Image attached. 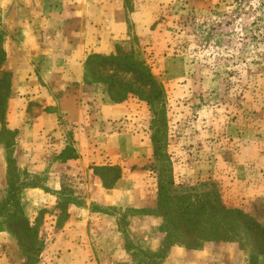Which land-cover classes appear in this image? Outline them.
<instances>
[{
  "label": "rangeland",
  "instance_id": "rangeland-1",
  "mask_svg": "<svg viewBox=\"0 0 264 264\" xmlns=\"http://www.w3.org/2000/svg\"><path fill=\"white\" fill-rule=\"evenodd\" d=\"M19 2L0 0V121L5 127L8 101L14 97L6 49L16 38L13 26L26 14ZM150 2L145 12L151 24L132 23L127 42L117 45L142 62L160 88L151 104L146 102L148 86L142 97L129 93L124 99L136 112L131 116L139 118L149 138L154 133L158 145L154 152L151 142L150 158L139 163L145 177L136 191L144 195L145 206L136 213L144 222L130 225L127 217L135 210L126 208L118 218L129 232L89 239L105 248L155 244L146 238L155 228L157 264L172 244L201 250L203 258L214 255L218 264H264V0ZM100 62H95V72L97 66L104 77L118 74L132 81L127 70L110 62L99 67ZM87 78L91 82L92 76ZM93 82L106 91L104 82ZM9 130L0 136V147L10 155L0 174V264H55L56 248L49 249L57 237L51 228L53 208L43 207L33 221L26 217L21 189L26 180L40 182L42 176L21 169L11 158L15 132ZM92 172L110 184L121 169ZM58 207L62 224L66 204ZM235 209L247 219L231 211ZM108 252L99 248L96 261L88 264H106L100 259ZM134 254L133 264H147V251Z\"/></svg>",
  "mask_w": 264,
  "mask_h": 264
},
{
  "label": "crops",
  "instance_id": "crops-1",
  "mask_svg": "<svg viewBox=\"0 0 264 264\" xmlns=\"http://www.w3.org/2000/svg\"><path fill=\"white\" fill-rule=\"evenodd\" d=\"M18 1L26 14L13 26L16 38L6 49L14 97L4 119L15 132L11 158L21 169L42 176L40 182L26 180L21 189L26 217L33 221L43 207L53 208L51 228L57 237L49 249L56 248L55 264H88L99 248L109 251L101 263L133 264L134 251H147V264H157L155 228L146 235L155 244L105 248L89 239L99 233L129 232L118 218L126 208L135 210L127 217L129 224L142 226L144 217L136 213L145 206L144 195L138 192L145 177L140 162L150 158L151 141L139 118L131 116L136 112L127 100L113 101L100 83L85 78L90 55H109L126 43L132 23L148 26L145 11L151 2ZM0 150L1 174L9 166V154L4 145ZM96 166L119 167L121 173L105 186L92 172ZM61 202L66 204L62 224ZM201 255V250L172 244L160 264H218L214 255Z\"/></svg>",
  "mask_w": 264,
  "mask_h": 264
},
{
  "label": "trees",
  "instance_id": "trees-1",
  "mask_svg": "<svg viewBox=\"0 0 264 264\" xmlns=\"http://www.w3.org/2000/svg\"><path fill=\"white\" fill-rule=\"evenodd\" d=\"M116 46V52L111 53L109 55H100V54H92L90 55L86 62H85V78L88 81L87 75L92 76V80L93 81H101L105 83V87H106V92L108 93L109 97L115 101V102H121L123 101L129 93L132 94H138L139 97H142L141 95V90L143 88V86H148L149 88V93L147 95L146 98V102L148 104L152 103V98H155V94L160 92V88L158 86V84L156 83V81L154 80L152 74L150 73L149 69L142 63V62H138L135 60H132L130 55L127 54L126 52H124V49L122 47H118ZM101 60L100 62V66L103 65H107L111 63H113L114 65H116V69H122L124 71H128V73H130L131 77H132V81H124L122 78L118 77V74L115 75H111V77L107 76H102L101 70H98L97 66V72H99L97 74V72H95V62ZM109 78V79H108ZM135 83L137 84L136 88L135 87ZM140 93V94H139ZM152 107V105H151ZM154 115L155 113L153 112V116L151 119V122H154ZM1 124V128H0V136L1 135H6L8 132H11L9 129H7V127L4 126V121H0ZM151 142L153 143V148H154V152H156L158 145L156 144V137L154 135V133L151 135L150 137ZM9 159H10V155H9ZM117 168V167H116ZM102 170V169H112L115 170V166H96L94 167V170ZM117 170V169H116ZM119 172L114 175V177L111 180L110 184H105L102 180V183L105 186H109L111 185L116 178L119 176ZM231 211H235L236 213H239V215L243 218V219H247V215L240 211V210H231ZM225 214H228L230 212V209H226L224 210ZM240 223L244 225V228H247L245 226V224L243 223V221L241 219ZM25 222H27V220H25ZM17 237V236H16ZM18 239H20V237H17Z\"/></svg>",
  "mask_w": 264,
  "mask_h": 264
}]
</instances>
